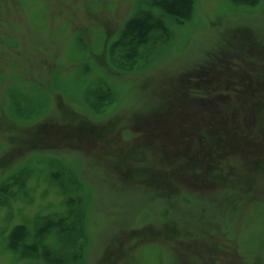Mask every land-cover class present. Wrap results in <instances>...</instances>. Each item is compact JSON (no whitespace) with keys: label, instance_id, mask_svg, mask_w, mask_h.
Masks as SVG:
<instances>
[{"label":"rangeland","instance_id":"1","mask_svg":"<svg viewBox=\"0 0 264 264\" xmlns=\"http://www.w3.org/2000/svg\"><path fill=\"white\" fill-rule=\"evenodd\" d=\"M190 1L0 0V264H264V0Z\"/></svg>","mask_w":264,"mask_h":264},{"label":"trees","instance_id":"2","mask_svg":"<svg viewBox=\"0 0 264 264\" xmlns=\"http://www.w3.org/2000/svg\"><path fill=\"white\" fill-rule=\"evenodd\" d=\"M235 1H237L239 4H246L247 5V4L251 3L253 0H235ZM172 2H173V0H172ZM172 2H170V4L168 3V6L171 9V11H173L176 14H180L183 18H187L188 16H190V14H189V11H190L189 5L191 3L190 0H174L175 3L173 2V4H172ZM255 119H256V116L251 118L250 121L254 122ZM221 127H226V124H224V123L220 124L219 123L216 130L221 128ZM256 138L260 139L259 137H256ZM262 138H264V134H263ZM248 143H249L248 146L250 148L253 146H256V145L261 146L264 144V139L263 140H257V142L252 140ZM218 145H219V142H217L215 149L218 148ZM232 145L233 146H240V147L245 146V145H241V143L238 141L236 143L235 137L233 138Z\"/></svg>","mask_w":264,"mask_h":264}]
</instances>
